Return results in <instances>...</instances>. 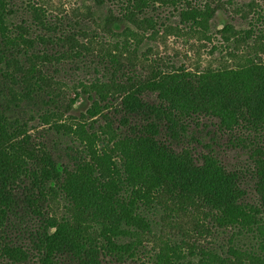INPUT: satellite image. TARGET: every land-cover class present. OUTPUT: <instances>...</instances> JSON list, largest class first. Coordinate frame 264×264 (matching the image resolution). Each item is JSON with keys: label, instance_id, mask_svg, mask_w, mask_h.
<instances>
[{"label": "trees", "instance_id": "16d2710c", "mask_svg": "<svg viewBox=\"0 0 264 264\" xmlns=\"http://www.w3.org/2000/svg\"><path fill=\"white\" fill-rule=\"evenodd\" d=\"M24 2L32 16L31 26L15 22V0H0V104L7 110L12 104L33 100L35 86L42 88L39 82L47 86L53 82L41 76L38 68L51 57L34 51L37 44L53 42L52 36L42 32L32 37L28 32L33 26L49 28L44 1ZM122 4L119 12L103 19L100 31L110 37L109 42L97 41L96 32L88 29L58 38L64 44L63 57L81 56L98 47L108 73L114 74L79 85L92 103L84 121L72 128L88 157L77 169L61 170L50 153L33 146L24 126L16 125L10 132L0 106V233L17 210L14 186L27 179L22 201L41 220L32 233L38 264H138L144 259L148 264H264L262 151L256 149L252 158L254 183L249 187L244 172L226 169L214 153H203L197 162L192 150L176 151L159 139L163 127L169 136L179 138L186 130L182 120L201 114L217 119L223 131L241 125L263 131L264 35L252 47L256 54L241 56L235 66L197 72L185 67L153 70L134 78L129 72L138 66L143 38L148 32L152 36L160 32L158 20L147 9L177 8L181 24H190L201 39H211V21L221 5L218 0H122ZM219 33L223 41L238 45L253 31L241 37V31L226 24ZM120 73L124 77L116 78ZM145 92L155 93L157 102L145 101ZM117 99L124 112L120 125L129 126L128 133L120 135L121 128H115L107 114L97 130L88 131L87 120L104 114ZM133 115L142 116L143 124H132ZM54 116L46 113L43 120L48 124ZM61 199V213L44 212L41 202L53 209ZM213 229L230 233L229 246L201 245L197 235ZM241 236L255 243L236 244L233 239ZM1 252L7 259L4 264H26L31 256L27 247L15 243H6Z\"/></svg>", "mask_w": 264, "mask_h": 264}, {"label": "rangeland", "instance_id": "374dc122", "mask_svg": "<svg viewBox=\"0 0 264 264\" xmlns=\"http://www.w3.org/2000/svg\"><path fill=\"white\" fill-rule=\"evenodd\" d=\"M42 1H44L46 22H50V26L42 30L33 26L28 32L32 37L46 32L53 38V42L37 44L34 49L36 53H47L51 57L38 68L41 76H44L48 82L53 80L52 85L47 86L45 82H39L42 88L35 86L37 91L34 93L33 100L23 102L21 105L12 104L9 110L2 109L4 106L1 104L0 106L5 112L6 126L10 132L16 125L24 126L25 134L30 136L33 146L50 153L61 170L65 168L74 170L88 157L86 147L77 139L72 128L75 130L77 123L84 121L83 115L92 103L89 94L83 92L79 85L80 83L88 84L97 79L112 78L114 74L113 72L108 73L106 62L99 56L98 47L91 52H83L81 56L70 53L69 56L63 57L60 54L65 49L64 44L60 43L58 38L69 31L77 33L80 31L81 33L88 29L96 32L97 41L101 42L103 38L104 41L109 42L110 37L100 31L103 27V19L112 12H119L123 4L122 0H104L102 4L97 3L96 0ZM218 1L221 6L217 7L216 14L211 21V33L208 34L211 39H201V34L195 32V28L193 29L190 24H181L177 8L169 6L147 9L146 13L158 20L157 27L160 32L155 36L148 32L143 38L138 48V66L131 70L129 75L134 78L145 77L148 71H169L182 67L194 72L204 71L209 67L216 69L223 66H235L241 61V56L250 53L255 55L256 50L252 49L255 40L259 39L258 36L264 35V0ZM15 4L16 7H13L16 12L15 22L31 26L32 16L25 7L24 0H15ZM197 4H202V1ZM78 7L82 8V11L75 10ZM85 7L92 9L87 12ZM226 24H231L236 30L241 31V37L248 30H252L253 34L246 42L238 45H235L233 41H223L219 29ZM126 25H122V28ZM169 27L173 28L168 30ZM230 53H235L239 57H230ZM261 58L264 61V54H261ZM117 77L122 79L124 75L116 74ZM1 80L5 81L3 78ZM6 84L9 85V80L8 83L5 82ZM18 86L16 84L14 87L18 92H22L21 87L17 88ZM92 95L95 96L94 93ZM73 99L76 102L70 107L69 104ZM143 99L155 103L157 95L153 92H145ZM109 105V108L103 110L104 114L96 116L94 120H87L86 129L88 131L97 130L98 126L103 123L102 116L107 114L114 127L121 128L120 135L128 133L129 126L120 125L124 114L121 110V101L112 100ZM46 113H56L48 124L43 120V115ZM143 120L140 115L131 117L132 124L137 122L138 125H142ZM54 123H58L61 127L56 128ZM182 123L186 126V130L180 132L179 138L174 139L169 136L167 129L163 127L159 139L176 151L192 150L197 162L202 161L203 153L210 151L218 156L226 169L244 172L243 174L246 175L244 182L249 187L253 185L254 181L251 177L254 174V162L252 158L255 157L257 149L262 151L261 156L264 159V130L255 132L241 125L231 132L223 131L218 127L217 119L205 114L183 119ZM102 138L106 140L105 137ZM99 143L101 147V140ZM112 156L114 159L115 155ZM25 181L26 183L20 182L14 186L13 194L18 203L15 206L17 210L10 217L6 231L0 233V264L7 263V259L1 252L6 243L27 247L31 251V256L26 264H38L39 256L36 251L32 250L34 248L32 233L40 227L41 220L26 210L22 201L27 193L25 186L29 183V180ZM249 196L251 199L255 198L253 193ZM60 203L53 209H50L48 202L46 204L41 202V206L45 207V213H53L54 210L61 213L64 201L61 199ZM229 234V232L213 229L210 234L197 235V238L201 240V245L217 249L229 246ZM233 240L236 244L246 243L248 246L251 242L255 243L251 237L247 236L235 237ZM138 264H148V260L144 259Z\"/></svg>", "mask_w": 264, "mask_h": 264}]
</instances>
